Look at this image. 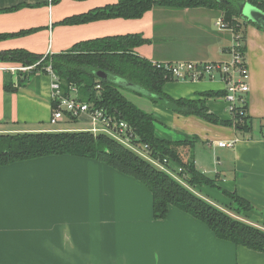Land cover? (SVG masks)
Wrapping results in <instances>:
<instances>
[{
    "label": "crops",
    "instance_id": "obj_1",
    "mask_svg": "<svg viewBox=\"0 0 264 264\" xmlns=\"http://www.w3.org/2000/svg\"><path fill=\"white\" fill-rule=\"evenodd\" d=\"M51 1L0 0V35H16L0 41V53L25 50L46 57L81 42L138 34L147 43L133 53L148 61L227 59L230 37L215 27L216 10L153 7L136 20L70 25L61 22L117 0ZM246 26L250 133L175 114L138 88L127 91L146 106L127 99L155 116L159 139L184 144L177 147L183 162L193 161L196 171L215 180L214 187L185 188L215 207L209 194H238L252 208L237 218L264 231V32ZM19 66L0 61V135L81 131L68 128L76 120L50 125V77L40 70L11 71ZM217 91H223L218 79L170 80L163 88L175 100H201L202 93ZM205 106L221 122H231L223 97L206 99ZM222 141L236 142L227 148L218 146ZM224 196V211L232 214ZM0 264H264V254L217 240L205 224L172 207L165 219H155L152 195L141 183L96 160L62 155L0 166Z\"/></svg>",
    "mask_w": 264,
    "mask_h": 264
},
{
    "label": "trees",
    "instance_id": "obj_2",
    "mask_svg": "<svg viewBox=\"0 0 264 264\" xmlns=\"http://www.w3.org/2000/svg\"><path fill=\"white\" fill-rule=\"evenodd\" d=\"M242 3H249L264 12V0H117L115 4L66 18L61 24H86L112 18L136 20L153 7L176 10L205 8L216 10L223 23L233 26L245 40L241 27L251 23L240 16L238 5ZM14 36L16 35H0V41ZM146 43L147 40L138 34L122 35L81 42L65 53L46 57L25 50L4 51L0 53V61L34 66L32 74L50 66L60 81L63 94H67L68 87L73 85L78 89L81 101L92 103L94 107H100L114 118L127 123L138 141L147 145L152 157L161 162L166 160L181 169L180 175L185 185L191 188L203 185L214 187L215 180L196 171L193 161L183 162L179 158L177 147L184 145L182 142H167L156 136L155 125L158 122L155 116L132 104L114 80L119 78L133 84L145 93L149 101L162 105L175 114L195 116L211 124L232 126L242 136L252 129L250 118L247 117L248 107L243 109V115L236 114L235 123L232 120L221 122L209 113L205 102L206 99L223 97V91L202 93L200 96L204 99L201 100H175L167 96L163 88L170 81V76L157 70L152 61L133 53L134 48ZM97 72L105 73L107 80L98 79ZM62 155L96 160L141 183L152 195L155 219H165L172 207L205 224L217 240L264 254V231L237 218L252 208L238 194L222 190L233 206V213L230 214L198 197L171 176L104 135L94 137L81 131L0 135V166Z\"/></svg>",
    "mask_w": 264,
    "mask_h": 264
},
{
    "label": "built area",
    "instance_id": "obj_3",
    "mask_svg": "<svg viewBox=\"0 0 264 264\" xmlns=\"http://www.w3.org/2000/svg\"><path fill=\"white\" fill-rule=\"evenodd\" d=\"M215 27L218 30L229 33L230 45L225 54L226 60L217 62L206 61H179V62H153L154 67L170 76V80L176 82L201 80H220L223 84L225 95L223 100L226 108L231 115V120L235 123L236 114L243 115V109L247 106V98L250 93L249 78L246 57L245 41L240 32L235 31L234 27H229L223 23L221 18H217ZM34 66H19L11 68L12 72H19L22 75L31 72ZM51 79V102L52 110L49 123L57 125L63 120L73 121L86 117L90 128L81 130L88 132L94 137L104 135L134 154L144 159L158 170L171 176L175 181L185 185L183 177L180 175L181 169L173 170L166 160L163 162L155 159L149 154L147 145L141 144L133 129L124 121L109 115L104 109L94 107L92 103L81 101L78 89L70 85L67 94H63L60 81L50 66L40 69ZM97 89L99 86L96 87ZM236 141L219 142L218 146L232 148Z\"/></svg>",
    "mask_w": 264,
    "mask_h": 264
},
{
    "label": "water",
    "instance_id": "obj_4",
    "mask_svg": "<svg viewBox=\"0 0 264 264\" xmlns=\"http://www.w3.org/2000/svg\"><path fill=\"white\" fill-rule=\"evenodd\" d=\"M241 18L247 23L254 24L261 31L264 32V12L258 9L257 7L252 6L251 4L242 3L238 5ZM96 76L100 80H107V75L103 72H97ZM114 83L124 90H132L135 87L133 84L123 80L115 79Z\"/></svg>",
    "mask_w": 264,
    "mask_h": 264
},
{
    "label": "rangeland",
    "instance_id": "obj_5",
    "mask_svg": "<svg viewBox=\"0 0 264 264\" xmlns=\"http://www.w3.org/2000/svg\"><path fill=\"white\" fill-rule=\"evenodd\" d=\"M246 27L247 26L245 24L242 25V27H241L242 33H244L246 31ZM121 92L126 98L133 101L134 103L139 104V105L144 104L146 106V101L144 100V98H140V97L134 95L133 93H131L130 91L124 90L122 88H121ZM198 119H200V118H198ZM203 121H205V120H203ZM205 122H207V121H205ZM209 124H211V123H209ZM56 126H58V125H55L53 127H56ZM68 128L86 130V129L90 128V124L88 125V124H86L85 121H82L80 119V120H77L75 122L70 123L68 125ZM222 138L224 139V137H222ZM223 142H225V141H223ZM170 168L175 170V171L177 170V167H175V165H170ZM186 189H189V188L186 187ZM206 189H208V188H206ZM211 190H214V189H211ZM196 191L200 192L199 189H197ZM204 194H206V193H204ZM205 196H207V195H205ZM207 197L209 198V201L213 202L217 207H219V209L221 208L223 210L224 209L228 210V200L225 198V196L222 193L219 194L218 192H213L212 194H209V196H207Z\"/></svg>",
    "mask_w": 264,
    "mask_h": 264
}]
</instances>
